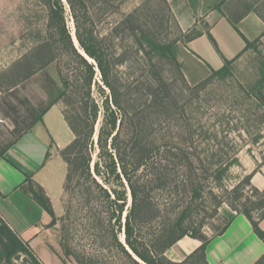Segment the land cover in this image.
<instances>
[{"label":"rangeland","instance_id":"1","mask_svg":"<svg viewBox=\"0 0 264 264\" xmlns=\"http://www.w3.org/2000/svg\"><path fill=\"white\" fill-rule=\"evenodd\" d=\"M134 12L136 24L156 42L168 44L181 38L161 0H93L85 24L106 38L103 53L109 78L130 112L140 114L151 124L145 133L152 140L157 138L189 152L191 157L190 162H165L174 181L164 188H157L145 172L136 174L141 200L137 214L140 234L150 239L173 212V217L185 214L189 232L199 228L203 236H213L237 213L244 198L255 201L262 196L253 191L256 187L252 184L241 190L244 197L240 200L229 191L250 173H264V84L254 89L264 69L256 68L254 62L264 63V48L254 44L256 58L249 68H232L231 76L225 79L189 85L170 59L149 50L131 24H120ZM64 15L80 52L75 21L67 5ZM47 23V9L39 0H0V83H9L13 76L15 79L16 70L22 74L41 67L45 60H49V69L58 80L59 73L71 81L79 74V61ZM79 24L83 32L82 21ZM95 79L109 97L110 90L102 85L98 70ZM156 87L154 98L151 91ZM92 92L100 103L96 86ZM68 93L69 103L61 99L60 105L62 111L72 112L77 104L75 96ZM77 180L73 177L63 192L58 221L64 264H131L112 241L105 220L106 203L91 200L93 194L87 196L86 191L92 187L90 183ZM130 206L128 195L123 216ZM260 212L255 210L253 215ZM118 235L123 241V234ZM12 262L31 264L24 253ZM254 264H264V255Z\"/></svg>","mask_w":264,"mask_h":264},{"label":"crops","instance_id":"2","mask_svg":"<svg viewBox=\"0 0 264 264\" xmlns=\"http://www.w3.org/2000/svg\"><path fill=\"white\" fill-rule=\"evenodd\" d=\"M182 34L173 53L189 85H196L222 68H264L254 62L255 45L264 48V0H166ZM246 41L252 42L246 47ZM44 67L26 70L0 83V219L32 249L42 264H64L58 220L32 198L31 182L40 186L56 218L62 214L67 164L60 156L74 135L65 121L60 101L61 83ZM251 184L264 190V173L255 172ZM264 232V218L260 221ZM207 264H254L264 255V241L241 213L230 216L222 234L208 237ZM202 241L184 236L165 251L183 263Z\"/></svg>","mask_w":264,"mask_h":264},{"label":"trees","instance_id":"3","mask_svg":"<svg viewBox=\"0 0 264 264\" xmlns=\"http://www.w3.org/2000/svg\"><path fill=\"white\" fill-rule=\"evenodd\" d=\"M39 1L47 9L48 27L53 29L55 34L60 37L64 46L71 51L80 64L79 74L72 81L62 74H58L61 90L56 101L64 99L69 103L68 92H71L75 96V103L77 104V108H73L72 112L62 111L65 121L74 135L73 140L59 152L67 164L64 191L73 177L77 178V181L83 180L90 183L94 190L92 187H88L86 190L87 196L93 194V196H90L91 200L99 199L106 203L105 220L107 226L111 228L112 241L131 264H207L205 254L210 240L202 235L199 228L191 232L185 228L184 213H181L178 217H173V212L170 213L160 231L155 235L152 234L148 240H145L140 234L137 214L141 209L139 206L141 200L139 182L137 179L135 180L136 174L143 171L156 183L157 188H164L171 181H174V179H171L172 174H170L169 167L166 166L165 162L172 159L174 161L185 159L190 162L191 157L189 152L162 142V140L157 138L152 140L151 136L145 133L151 127V124L144 121L140 114L130 112L126 104L123 103L120 94L109 78L104 64L103 49L106 38L99 36L89 25L85 24V21L87 22L90 19L89 4L93 0ZM161 1L166 5L167 11L172 16L181 38L185 37L187 40L195 38L198 35L197 31L182 34L168 3L166 0ZM66 5L71 10L75 21V34L79 47L94 63L81 55L73 43L66 26L64 15ZM135 14L134 12L126 15L120 21V24H131V27L138 32L140 40L148 46L149 50L157 56L170 59L177 72L187 83L173 53L174 44L181 38L168 44L156 42L148 31L136 24ZM80 21L83 23V32L80 28ZM251 45H253L252 42L246 41V47H251ZM47 63H49V60L42 61L41 67L46 66ZM230 66L231 62L227 61L222 68L212 72L209 77L196 84V86L202 85L212 78L225 79L231 76ZM96 70L99 72L102 85L110 90V98L105 94L104 88L96 81ZM262 84H264V69L261 71L260 79L254 89ZM93 86L97 87V92L101 97L100 103L93 97ZM157 91L158 87L151 91L154 98L157 97ZM153 104L156 105L155 99ZM100 115L101 121L99 122ZM98 122L99 126L96 128ZM254 173L245 176L239 184L229 191L235 199L240 200L244 197L241 190L245 186L251 185V178ZM28 190L32 198L51 217L49 225H53L57 220L59 221V217L56 218L43 189L40 186H34L30 182ZM253 191L256 194H261V198L255 201L244 198L237 213L243 214L250 221L256 236L264 241V232L260 228V221L264 218V190L260 191L253 188ZM128 195L131 196V206L123 216ZM232 207L236 210L234 205ZM255 210L261 212L254 216L253 211ZM98 218L96 219L100 221ZM228 224L229 221L217 234H222ZM123 230L125 244L121 242L122 240L118 235L122 234L121 231ZM184 236L197 238L202 243L183 263L169 261L164 255L165 251ZM20 253L27 255L31 264H42L34 255L30 246L0 219V263L13 264V258ZM133 254L142 263L140 260L135 259ZM81 263L83 262L81 261Z\"/></svg>","mask_w":264,"mask_h":264},{"label":"water","instance_id":"4","mask_svg":"<svg viewBox=\"0 0 264 264\" xmlns=\"http://www.w3.org/2000/svg\"><path fill=\"white\" fill-rule=\"evenodd\" d=\"M81 53V52H80ZM81 55H83L85 58H89L84 52L83 53H81ZM125 221V220H124ZM123 237H124V230H123ZM123 244H125V240L123 239V241H121ZM128 249V248H127ZM131 252V251H130ZM132 253V252H131ZM134 255V254H133ZM134 257H135V259H137V260H140V259H138V257H136L135 255H134ZM141 261V260H140ZM141 263H142V261H141Z\"/></svg>","mask_w":264,"mask_h":264},{"label":"bare ground","instance_id":"5","mask_svg":"<svg viewBox=\"0 0 264 264\" xmlns=\"http://www.w3.org/2000/svg\"><path fill=\"white\" fill-rule=\"evenodd\" d=\"M81 53H83V51H80ZM122 239H124L123 235H122Z\"/></svg>","mask_w":264,"mask_h":264}]
</instances>
